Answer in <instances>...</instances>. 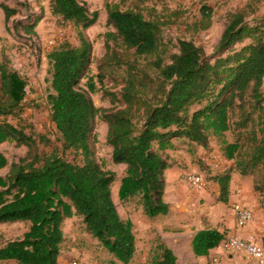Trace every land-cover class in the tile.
<instances>
[{
	"label": "trees",
	"instance_id": "16d2710c",
	"mask_svg": "<svg viewBox=\"0 0 264 264\" xmlns=\"http://www.w3.org/2000/svg\"><path fill=\"white\" fill-rule=\"evenodd\" d=\"M121 1L133 5L123 10L107 4V22L114 31L105 34L104 66L99 65L100 73L92 76L93 48L83 31L95 25L98 13L90 12L84 0H50L56 24L73 26L78 38V44L64 39L47 55V104L57 145L22 118L27 81L5 56L0 57V145L27 148L12 162L0 152V225L28 226L21 239L0 245V262L58 264L65 240L63 224L74 216L82 218L85 231L116 262H133L137 251L133 222L122 219L114 203L115 174L95 159L92 138L98 117L107 125L113 162L127 166L119 199L138 197L146 217L170 212L165 194L166 171L172 164L166 151L175 148L176 140L207 148L216 139L222 156L231 162L213 178L221 187L220 201L228 202L231 173L238 172L252 177L264 211V16L248 21L260 0H249L229 15L213 58L185 39L171 50L164 25L173 12L158 15L152 8L148 17L144 12L145 4L164 0ZM0 8L11 31L9 23L20 10L5 2ZM213 13L212 6L203 3L187 29L193 34L207 31ZM42 18L34 16L13 27L20 25L26 34L36 35ZM111 41L122 47L121 54ZM113 68H125L119 92L104 87ZM84 79L87 90L81 88ZM99 89L110 99L111 109L94 104L91 94ZM230 133L233 141L227 139ZM68 152L81 160H67ZM225 238L215 229L197 232L192 241L195 255L208 256ZM150 264H178V259L158 239Z\"/></svg>",
	"mask_w": 264,
	"mask_h": 264
},
{
	"label": "rangeland",
	"instance_id": "374dc122",
	"mask_svg": "<svg viewBox=\"0 0 264 264\" xmlns=\"http://www.w3.org/2000/svg\"><path fill=\"white\" fill-rule=\"evenodd\" d=\"M249 0H164L163 2H150L145 4V15H152L150 9L155 8L158 15H171V21L164 25L165 38L170 43L171 50L176 49L174 45L179 40L193 41L198 47L204 50V53L213 58L217 55V46L222 34L227 26L229 15L240 11L246 6ZM12 7H17L20 13L13 17L9 23L11 31L7 30L5 16L0 8V57L5 56L8 59L9 66L18 71L27 81V96L24 102L22 118L39 134L45 135L56 142L55 126L51 121V113L47 104L49 92V65L47 55L64 39H68L72 44H78L77 30L73 26L60 27L56 24L55 18L50 13V0H0ZM90 12H97L98 19L95 25L83 33L92 44L93 60L90 67V75L96 76L100 73L99 65L102 64L106 53L105 34L114 29L108 25L107 4L119 5L121 9L126 10L132 7L131 1L122 3L121 0H84ZM203 3L212 6L213 23L210 29L197 34H193L187 29L186 24H191L199 16V9ZM258 11L252 15L248 21L256 20L264 16V0L257 4ZM42 15L43 18L36 28V35L26 34L22 27L14 29V24L26 22L34 16ZM164 15V16H165ZM113 50L118 54L123 51L120 45L111 41ZM240 47L239 45L236 48ZM125 68H113L114 72H108L104 80V87L113 92H119L122 88V80ZM87 79L82 80L81 88L87 90L85 84ZM98 88L101 85L97 83ZM264 92V84H263ZM94 104L98 108L111 109L113 105L108 97L104 96L103 90L99 89L97 93L91 94ZM16 122V121H15ZM92 146L95 159L104 170L113 172L115 180L112 184V197L117 210L122 219H130L134 225V233L137 243L136 258L131 264H150L154 249L157 245V234L159 226L169 228L171 225L166 222V218H147L142 212L140 199L134 198L127 202L119 199V187L121 179L126 173L127 166L117 165L112 159V147L107 143V125L98 117L95 124ZM229 141H233L232 134L227 135ZM175 148L166 153L171 169L166 172L167 199L174 208L170 216L174 219L176 226L185 214L187 220L193 223L195 216L204 217L203 209L206 207L205 199L199 196L186 204L183 201L191 195H195L197 190L193 189L188 181L189 174H200L205 181V187L209 184L216 174V165L228 166V163H222L216 150L220 151V146L216 139H212L207 148L198 145L189 144L184 140H176ZM42 148V146H41ZM48 150V149H45ZM0 152L3 153L10 162L17 161L27 152L25 147H17L15 143H4L0 145ZM221 153V151H220ZM65 158L69 161L79 162L80 157L75 153L68 152ZM224 161V160H223ZM187 205L189 212L183 209ZM182 224V223H181ZM194 225L193 229H196ZM28 226L25 223H14L0 226V245L10 240L21 239L27 231ZM65 240L61 246V259L63 264H119L114 257L106 251L100 243L85 231L82 218L74 216L63 224ZM220 255V262L227 256L223 249ZM179 264H182V252L179 253ZM14 264V263H2ZM207 264H215L213 258H210Z\"/></svg>",
	"mask_w": 264,
	"mask_h": 264
},
{
	"label": "crops",
	"instance_id": "0c3cea01",
	"mask_svg": "<svg viewBox=\"0 0 264 264\" xmlns=\"http://www.w3.org/2000/svg\"><path fill=\"white\" fill-rule=\"evenodd\" d=\"M168 151L169 150H167L166 153H169ZM216 152L218 153L219 157L222 158L223 165L228 163V166H224V171H226L231 166V162L225 160L219 150H216ZM166 182L168 183L167 179ZM167 186L168 185H166L165 201L166 203L170 204L171 202L166 200L168 193ZM220 195V184L212 179V182L209 184V188L205 187L202 190H197L195 195L190 194V196L186 198L185 201H183L184 203L188 204L194 199V197L198 196L201 199H205L206 201V207L202 210L205 216L199 217L198 215H196L193 223L191 222V220H187V215L185 214L181 221H178L175 226L174 219L170 216L171 212L174 209L171 206V210L168 215L157 217L161 219L166 218V222L171 225L169 228L159 226L160 228L157 232V234L159 235L158 237L171 250H173V252L177 256V259L179 253L182 252V264H207L210 258H213V262L215 259H217L218 264H261L258 260L249 258L245 253H226L227 256L222 259L221 263L220 255L224 254L222 244L219 247L212 249L208 256L198 257L195 255L192 245L193 238L197 232L206 229L218 230L220 233L224 234L226 238L237 237L241 239H248L250 237H253L258 243L264 244V211L261 207L259 196L253 191L252 177L242 176L238 172H232L229 186L228 202L224 203L220 201ZM186 204L183 205V209L186 212H189L190 209H187ZM236 204H240L252 210L253 212V221L244 228H241L237 225V218L233 209L234 205ZM67 220L69 219H66L65 222ZM5 225L9 224H3L0 226ZM194 225H197L196 229H193ZM135 258L136 255L134 259ZM179 262L180 260L178 259V264ZM2 263L16 264L14 261L0 262V264ZM214 263L216 264V262ZM58 264H63L61 255L59 257Z\"/></svg>",
	"mask_w": 264,
	"mask_h": 264
},
{
	"label": "built area",
	"instance_id": "2783aa9c",
	"mask_svg": "<svg viewBox=\"0 0 264 264\" xmlns=\"http://www.w3.org/2000/svg\"><path fill=\"white\" fill-rule=\"evenodd\" d=\"M217 172H223L224 167L216 165ZM187 181L189 185L195 190H202L205 188L204 178L200 174H189ZM234 212L237 218V225L241 228L248 226L254 218L252 210L240 205H234ZM223 249L228 254L245 253L249 258L258 260L259 263L264 264V244L258 243L253 237L248 239H241L237 237L225 238L222 242ZM214 262L218 264V260ZM73 264H77L74 262Z\"/></svg>",
	"mask_w": 264,
	"mask_h": 264
}]
</instances>
